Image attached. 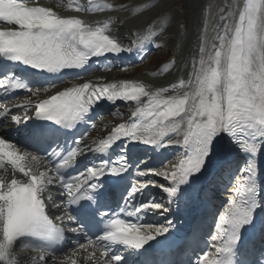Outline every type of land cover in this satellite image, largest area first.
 <instances>
[{
	"label": "snow or ice",
	"instance_id": "obj_1",
	"mask_svg": "<svg viewBox=\"0 0 264 264\" xmlns=\"http://www.w3.org/2000/svg\"><path fill=\"white\" fill-rule=\"evenodd\" d=\"M73 10L118 9L101 0H86V6L77 5ZM143 10L138 6L137 12ZM220 20L225 23L217 26L211 50L206 53L204 46L199 48V59L193 61L186 80L155 90L132 80H87L36 102L15 106L34 110L35 120L27 126V135L45 145L41 149L46 153L43 159L54 167L39 171L33 162L42 158L0 138V168L7 164L14 172L10 181L0 178V264H17L13 249L18 241L33 240L44 249L52 248L64 239L65 222L77 224L71 229L73 233H82L86 227L96 229L94 239L79 245L94 264H179L172 258L180 247L171 239L173 220L153 226L139 218L164 214L173 205L179 207L200 198L202 190L197 185L215 167L223 170L236 150L245 153L247 159L239 169L233 195L214 225L215 232L206 241L211 251L195 260L189 257L187 264H264V259H249L257 238L264 257V183L258 164L259 157L264 156V0H244L238 15L232 11L221 15ZM0 23L16 26L0 29V67L8 62L22 64L29 74L22 78L5 73L0 88L6 93L25 90L37 95L41 86L32 81L51 77L48 87H43L48 93L66 79L65 73L87 69L94 57L112 54L118 58L133 51L107 34L111 20L92 25L80 16L61 15L52 7L24 0H0ZM104 67L110 69L112 65ZM117 100L136 104L130 120L98 141L87 142L86 133L77 136L74 147L65 153L59 143L61 136L84 123L95 128L91 120L95 108L104 101ZM3 111L7 114L10 109ZM12 119L23 122L19 116ZM172 145L181 146L183 153L170 170L141 168L145 162L139 158L147 154V148L156 153ZM114 147L120 148L116 159H105ZM89 153L97 154L99 162L86 165L75 176L65 174L75 166L78 156ZM132 168L138 179L125 184V174ZM17 172L23 178H17ZM50 186L57 187L64 198L61 205H53L64 213L56 217L59 223L48 215L45 193ZM110 186L122 189L120 201L117 210L102 211L111 207ZM149 187L159 188L166 195L167 207L150 195L144 198ZM194 231L199 232L200 226ZM119 249L127 255L117 254ZM46 256L47 251H43L32 264H45ZM67 259L68 264H77L72 257Z\"/></svg>",
	"mask_w": 264,
	"mask_h": 264
},
{
	"label": "rangeland",
	"instance_id": "obj_2",
	"mask_svg": "<svg viewBox=\"0 0 264 264\" xmlns=\"http://www.w3.org/2000/svg\"><path fill=\"white\" fill-rule=\"evenodd\" d=\"M131 2L132 0H128ZM157 1L158 10L159 8H164L167 12V18L171 20L170 26L168 28V37L165 38V47L167 49L165 52H161L155 55L151 61L152 64L159 63L161 60L166 59L170 55L171 48L175 47V44L181 39H185L188 34L187 25L188 23L194 24L196 21L193 15H196L197 10L204 0H161ZM128 2V4H129ZM156 9V10H157ZM158 10L156 13H158ZM163 10V11H164ZM159 14V13H158ZM200 15H197L199 19ZM189 23V24H190Z\"/></svg>",
	"mask_w": 264,
	"mask_h": 264
},
{
	"label": "bare ground",
	"instance_id": "obj_3",
	"mask_svg": "<svg viewBox=\"0 0 264 264\" xmlns=\"http://www.w3.org/2000/svg\"><path fill=\"white\" fill-rule=\"evenodd\" d=\"M204 2V5H206L205 6V10H206V13L204 12V13H201V9L199 10L200 11V13H198V15H200V14H204L207 18H208V20H210L211 18H210V16H211V14H213L214 16L217 14V11L216 10H218V8L220 7L219 6V3L221 2V0H205V1H203ZM203 2H202V4H203ZM228 2H230V4L228 5V8H229V11L231 12V10H232V7H233V3L235 2V0H229ZM164 9H162V7L161 8H159V10L158 11H163ZM204 10V11H205ZM67 13H69V12H67ZM65 14V13H64ZM120 14H121V16H118L119 17V21L123 24L121 27L126 31V29H131V28H133V27H135V28H138V29H140V27H142V26H144V25H147L148 23H149V16L151 15V14H149V13H142V14H140V15H136V16H130L129 14H127V13H121L120 12ZM158 13H156V12H154V13H152V17H155L156 15H157ZM210 18V19H209ZM224 22V21H223ZM225 23V22H224ZM206 24V25H205ZM204 24V22L202 23H200L199 25H198V27H197V34H196V40L194 41V43L192 42V43H190L189 45H188V48H187V53H190L189 55H188V59L191 61V59H193V61L194 60H196L197 59V55H199V54H197V50H198V52H199V46H198V43H199V40H198V38H199V34L201 33L202 35V38H204V36H206V33H207V25L209 26V21H207L206 23ZM200 28V29H199ZM195 31H196V29H195ZM203 34H204V36H203ZM184 52V51H183ZM194 55V56H193ZM193 57V58H192ZM188 69V68H187ZM189 71H192V68L191 69H188ZM187 71V70H186ZM177 76V75H176ZM176 78V77H175ZM144 80L145 81H147V79L145 78V77H136V79L135 80H132V81H137V82H143L144 84H145V82H144ZM162 84V83H161ZM3 135H4V133H3ZM3 137V136H2ZM14 144L15 145H19V141H15L14 142ZM221 189V188H220ZM26 257V256H25ZM74 259V258H73Z\"/></svg>",
	"mask_w": 264,
	"mask_h": 264
}]
</instances>
